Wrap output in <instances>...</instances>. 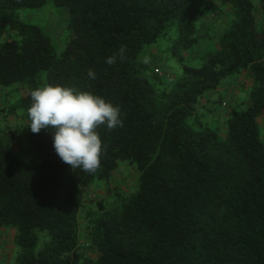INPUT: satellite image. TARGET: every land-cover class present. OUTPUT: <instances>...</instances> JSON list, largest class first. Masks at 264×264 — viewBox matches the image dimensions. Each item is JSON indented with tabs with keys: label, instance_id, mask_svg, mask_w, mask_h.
<instances>
[{
	"label": "trees",
	"instance_id": "obj_1",
	"mask_svg": "<svg viewBox=\"0 0 264 264\" xmlns=\"http://www.w3.org/2000/svg\"><path fill=\"white\" fill-rule=\"evenodd\" d=\"M46 1L0 0V9H38ZM217 1L230 21L216 49L201 56L200 66L182 64L170 87L151 71L145 52L171 40V54L183 63L211 0H54L70 16L60 54L37 25L0 18V30L11 35L0 40V89L18 84L11 91H26L9 113L20 112L32 151L21 160L12 135L0 131V231H14V264H264V141L257 124L264 117V0ZM240 74L251 86L243 108L228 106L222 134L201 122L197 104ZM47 84L91 91L119 107L122 126L97 128L95 171L62 162L51 129L28 127L30 93ZM123 161L137 169L135 191L85 206L84 191L108 182Z\"/></svg>",
	"mask_w": 264,
	"mask_h": 264
},
{
	"label": "rangeland",
	"instance_id": "obj_2",
	"mask_svg": "<svg viewBox=\"0 0 264 264\" xmlns=\"http://www.w3.org/2000/svg\"><path fill=\"white\" fill-rule=\"evenodd\" d=\"M212 4L206 15L199 22L198 43L191 49L182 53L183 63L171 54V40L162 39L159 43L150 46L144 55L152 72L158 74L163 85L170 87L182 73V64L200 66L203 62L201 56L207 51H213L217 46L218 36L223 32L230 21V13L227 7L220 6L217 0H211ZM257 3V0H255ZM260 16V13H257ZM0 18H15L26 23L37 25L47 34L55 47L57 54H60L68 39L69 13L66 8L57 6L54 0H47L45 5L38 9H0ZM11 35L7 30H0V40H5ZM211 63V59H206ZM251 78L247 74H240L224 81L218 90L208 94L197 104V112L200 114L201 122L217 127L223 134L225 131L224 120L227 115L228 106L237 105L243 108L247 92L251 86ZM21 85H13L7 89H0V131L7 130L12 135L11 149L23 161L31 159L27 142V127L20 117V112L9 113L11 103L26 94V91H11ZM191 121V120H190ZM260 135L264 141V117L257 118ZM113 177L108 181L97 182L84 191V204L89 206L96 200L105 198H118L126 196L135 191L136 178L138 175L134 164L127 161L120 162ZM80 233L84 228L83 215L79 216ZM12 230L0 231V264H14L16 249L13 247ZM85 244L84 240H80ZM84 252L94 257L91 248L83 247Z\"/></svg>",
	"mask_w": 264,
	"mask_h": 264
},
{
	"label": "clouds",
	"instance_id": "obj_3",
	"mask_svg": "<svg viewBox=\"0 0 264 264\" xmlns=\"http://www.w3.org/2000/svg\"><path fill=\"white\" fill-rule=\"evenodd\" d=\"M120 52H124V46ZM106 62L114 63L115 57H108ZM87 75L96 78L93 69H88ZM30 96V130L39 133L51 129L53 148L62 162L74 169L95 171L102 151L97 128L104 125L111 130L122 126L119 107L91 91L60 84L37 87Z\"/></svg>",
	"mask_w": 264,
	"mask_h": 264
},
{
	"label": "crops",
	"instance_id": "obj_4",
	"mask_svg": "<svg viewBox=\"0 0 264 264\" xmlns=\"http://www.w3.org/2000/svg\"><path fill=\"white\" fill-rule=\"evenodd\" d=\"M5 264H6V262H5Z\"/></svg>",
	"mask_w": 264,
	"mask_h": 264
}]
</instances>
